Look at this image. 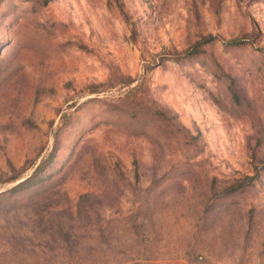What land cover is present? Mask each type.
Wrapping results in <instances>:
<instances>
[{
  "label": "rangeland",
  "instance_id": "374dc122",
  "mask_svg": "<svg viewBox=\"0 0 264 264\" xmlns=\"http://www.w3.org/2000/svg\"><path fill=\"white\" fill-rule=\"evenodd\" d=\"M109 220L119 264H264V0H0V246Z\"/></svg>",
  "mask_w": 264,
  "mask_h": 264
},
{
  "label": "trees",
  "instance_id": "16d2710c",
  "mask_svg": "<svg viewBox=\"0 0 264 264\" xmlns=\"http://www.w3.org/2000/svg\"><path fill=\"white\" fill-rule=\"evenodd\" d=\"M214 38V36L203 37L195 42L188 52H196L205 43ZM241 41L242 39L240 38L225 39V43L230 45L239 44ZM252 179V176H246V183H249ZM108 222L114 224L103 229L94 226L89 228L88 233L91 237H94L96 243L87 244L83 242L76 237V234L72 233L70 228L52 227L41 231V235L45 234L51 237L50 240H42L44 245L36 244L33 239L15 240L11 244L0 246V250L14 254L16 264H119V260L108 259L106 256L107 251L117 252V244L112 242L116 241L119 236L118 227H116L117 221L109 220ZM33 230L35 228L25 229L24 231L30 233ZM19 231L22 233L21 229ZM36 231L40 234L39 230ZM145 233L146 231H144ZM22 234L28 235V233ZM132 234L133 237H140L139 232H132ZM46 257L49 259H45ZM0 264H2L1 261Z\"/></svg>",
  "mask_w": 264,
  "mask_h": 264
}]
</instances>
